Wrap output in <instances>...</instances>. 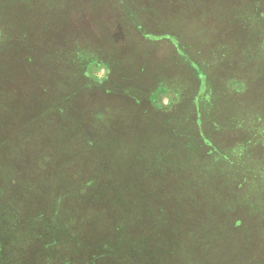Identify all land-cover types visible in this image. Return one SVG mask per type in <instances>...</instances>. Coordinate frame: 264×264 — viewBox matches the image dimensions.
I'll return each instance as SVG.
<instances>
[{
	"label": "rangeland",
	"instance_id": "374dc122",
	"mask_svg": "<svg viewBox=\"0 0 264 264\" xmlns=\"http://www.w3.org/2000/svg\"><path fill=\"white\" fill-rule=\"evenodd\" d=\"M100 1L98 22L84 19L83 16V22H79L71 15L66 20L70 23L58 25L60 27L53 31L52 39H64L66 49L72 44L80 47L90 46L87 44L90 42L96 44L101 56H109L108 72L103 66L95 67L92 62H83L82 67L100 80L99 86L91 92V98L81 97L83 93H80V99L68 106V113H48L42 119H37L36 113L44 99L62 91L60 86L55 89L52 86L53 81L57 80L54 75L60 77V71L48 67L49 63L42 66L35 60L38 53L49 54L45 48L49 43L46 36L50 31L47 28L52 20H61V17L55 18L58 9L54 1L0 0V141L5 139V145L0 144V200L3 205L6 204L0 208V213L13 218H6L8 222L0 223L1 237H4L0 244V264H61L63 262L59 256H70V245H73L78 257L85 256L83 260L86 258L85 252H89L87 255H99L100 261L94 264H143L148 238L145 237L146 232L144 239L137 240V231L135 240L128 242L121 230L116 229L124 213L111 200L123 194L124 186L130 182L132 188L137 186L136 182H140L138 187L143 192L130 194V201L137 202L130 203L128 211L132 206H139L135 209L137 214L164 212L166 215L169 212L159 207L160 200L168 197V193L165 194L161 188L165 180L163 175L168 174L173 179L184 176L189 182L190 168L193 169L196 163L202 164L200 156L196 158V152H190L189 136L193 138L192 134L199 129L203 133L216 131L224 135L226 141L221 146L229 145L227 149L230 152L241 148L232 143L234 138L242 139L247 146L259 144L255 133L259 131L254 124L246 129L252 133L249 136L242 133V128L215 129L214 125L206 123L207 118L203 114L208 112L207 105L200 106L202 113L199 121L196 117L197 105L190 100L198 93L200 81L189 61L179 56L180 51L170 41L172 38L160 36L151 40L146 36L147 32L154 35L164 33L166 25H144V20L139 19L145 30L136 31V17L129 18L120 4H114L112 0ZM190 1L189 5L196 7L197 13L204 11L211 16L210 10H220L214 3ZM78 2L64 0L66 8L77 7ZM218 2L222 3V0ZM185 6L190 12L189 6ZM204 23H209L208 19H204ZM253 29L254 35L260 31L258 26ZM249 32L252 33L251 30ZM199 38L200 49L204 52L211 44V33L194 36L193 40ZM40 40L42 42L38 45ZM196 53L193 52L198 56ZM188 54L191 57L192 51ZM88 55L86 52L84 56L93 58ZM262 60L264 62V58ZM47 73L50 75L47 76ZM133 79L135 87L131 83ZM43 83L49 84V91L41 89ZM159 88H166V91L158 93ZM257 88V91L262 89L260 85ZM228 90L224 86L216 92L221 95ZM209 92L211 94L212 90H208L207 94ZM34 93L36 95L32 97ZM250 95L247 93V96ZM89 101L94 104L93 112L88 111L89 106H86ZM4 105L8 106L7 110ZM80 112L85 113L86 123L83 116L78 122L84 123L82 128L87 138L81 134H70V119L80 116ZM196 120L197 123L201 122L200 126L194 124ZM10 132L11 135L6 137ZM95 135V146L88 145V138L93 139ZM59 146L63 152H58ZM252 148L256 151L258 147H251L250 150ZM92 165L99 166L96 172L99 171L100 175L97 174L101 179L114 181V189L105 200L108 213L101 208L98 210L92 198H85L91 204L87 203L85 208L79 209L80 199L75 194L71 197L64 195L65 186L76 177L71 175L75 174L74 170L78 168L79 175H88L87 171L93 169ZM153 167L157 171L155 178L151 171ZM147 170L153 179L149 185L145 181L147 177L143 176L147 175ZM3 192L5 198L2 197ZM145 193L151 198L149 207L144 205ZM45 207L48 209L44 216L36 222L28 220L29 214L36 215L38 209ZM174 207L170 209L171 212L179 215L180 210ZM253 214L248 213L250 223L247 219V230L259 228H252ZM8 224L15 226L12 228ZM156 226L150 224V228ZM6 230L12 231V234H6ZM35 230L45 232L47 242H54L52 246L32 236ZM12 236L13 241L8 242ZM72 238H79L81 243L76 245ZM254 242L263 249L264 241L255 239ZM156 246L153 244L151 249L156 251ZM108 248L110 251L107 255L102 253L103 249ZM152 250L150 254L154 256ZM85 261L92 264L93 259Z\"/></svg>",
	"mask_w": 264,
	"mask_h": 264
},
{
	"label": "trees",
	"instance_id": "16d2710c",
	"mask_svg": "<svg viewBox=\"0 0 264 264\" xmlns=\"http://www.w3.org/2000/svg\"><path fill=\"white\" fill-rule=\"evenodd\" d=\"M51 1H54L58 9L55 12V18L61 17V20H52L49 24L50 27L47 28L50 33L46 36L49 38V43L45 45V48L49 54L48 52L38 53L35 60L37 59V63L42 66L49 63L48 67L52 69L55 67L60 71V77L54 75L57 78L56 81L49 80L54 82L52 84L54 89L60 86L62 91L54 93L51 98L44 99L43 104L41 103L42 107L36 113L37 119H42L43 115L47 116L48 113H68V106L80 99V93H83L81 97L91 98V92L99 86L100 80L82 67L83 62H92L95 67L103 66L107 72L110 67L109 56H101L96 44L90 42L87 43L90 46L86 47L72 44L66 49L64 39H52L54 30L63 24L70 23L66 20L71 15L79 22H83L82 16L84 19L89 18L92 22H98V14L101 9L98 4L100 5L101 1L79 0V6L73 8H66L64 0H47V2ZM191 1L195 2V0ZM196 1L214 3L220 7L221 11L210 10L211 16L204 11L197 13L196 7L189 5L188 0H112L114 4H120L129 18L135 19L136 17L138 19L136 31L145 30L139 19L144 20V25L148 23L147 25L155 24L158 27L160 25L167 26L166 31L162 34L154 35L147 32L146 36L151 40L160 36L172 38L170 41L177 46L180 51L178 52L179 56L185 57L189 61L192 71L197 74L196 78L200 81L198 93L190 100L197 105L196 117L199 121L202 113L200 106L207 105L208 112L203 114L204 118H207L206 123L214 125L215 129L242 128L240 129L242 133L249 136L252 133L246 129L254 124L256 130L259 131V133L255 131L258 135L256 141H259V144L247 146L242 139L234 138L232 143L241 148L230 152L227 149L229 145L221 146V143L226 141L223 134L213 130H209L210 133H203L200 129L193 134L191 132L194 137L189 136L190 152L195 151V157L197 158L199 155L202 164L196 163L193 169L190 168L189 182L184 176L173 179L168 174L163 175L165 180L161 184V188L165 194L168 193V197L160 200L159 207L165 208L170 216H168L169 214L165 215L164 212L137 214L135 209L139 206H132L133 208L128 211L129 204L137 202L130 201L132 198H129L130 194L143 193L138 187L140 182H136L137 186L134 185L132 188H130L129 182L126 187L124 186L123 194H120L119 198L111 200L112 203H116V208L120 207L119 211L124 213L121 223L116 225V229L117 231L121 230L128 242L135 240L134 234L137 231V240L144 239L143 235L146 232L145 237L148 238L143 264H264V246L262 249L254 242L255 239L264 241V89L257 91V86L264 81V62L262 60L264 58V0H227L228 3L224 0L222 3H219L218 0ZM185 5L189 6L190 12ZM204 19H208L209 23H204ZM254 26H258L260 29L255 35L253 33ZM207 32L211 33V44L202 52L200 49L201 38L193 39L194 36ZM63 33L65 35L64 29ZM70 33L73 34L72 31ZM28 36L30 38V35ZM42 40L37 42L38 45ZM190 51H192L191 57L188 54ZM194 51L198 56L193 54ZM86 52L89 53V57L93 58H86L84 56ZM55 59L57 61L54 62ZM59 71L57 72L59 73ZM210 74L212 75L210 76ZM49 75L50 73H47V76ZM131 83L134 87L136 86L134 79ZM224 86L229 89L228 92L221 95L216 92ZM49 88V84L41 85V89L49 91ZM159 89L161 90L159 92L157 90L158 93L166 91V88ZM208 90H212L211 94L210 92L207 94ZM247 93L251 95L247 96ZM34 95L36 94L34 93L32 97ZM87 105L89 106L88 111L95 110L94 104L90 101ZM4 106H6L4 109L7 110L8 106ZM80 117L86 123L85 113L80 112V116L70 119L72 122L70 134L76 136L81 134L87 138L86 131L82 128L84 123L78 122ZM194 124L200 126L201 122L197 123L196 120ZM76 128L77 132L75 133ZM91 130L92 128L89 131ZM11 133L5 136L9 137ZM96 137V135L93 139L89 137L88 145L94 147ZM4 142L5 139L0 141L1 146L5 145ZM251 147L258 148L255 151L253 148L250 150ZM61 151L63 152L59 146L58 152ZM92 167L93 169L89 168L88 171L83 168L88 172V175H79V169L76 168L75 174H71L72 177H76L65 186L64 195L71 197L72 194H75V197L80 199L78 200L80 206H77L79 209L85 208L87 203L91 204V202L85 201V198H92V202L96 203L98 210L101 208L108 213L105 200L114 189V181L101 179L98 176V174L100 175L99 171L96 172V168L99 166L92 165ZM148 170L147 175L143 176L147 177L145 181L149 185L153 179ZM151 171L155 178L157 173L155 167ZM141 188L143 189V186ZM1 193L0 191V195ZM2 197L5 198L4 192ZM143 201L147 207L152 204L147 193H145ZM1 202L2 200H0V208L6 205ZM174 206L180 210L179 215L171 212L170 209ZM47 209V207L38 209L36 215L29 214L28 220L36 222L45 215ZM248 213L255 215L251 216L252 228L255 226L259 228L254 231L246 228L247 219L250 223ZM9 214L12 215V213ZM6 218L13 220L12 216L0 213V223L8 222ZM170 223L174 226H171ZM150 224L156 227L150 228ZM8 226L13 228L15 225L8 224ZM6 232V234H12V231L6 230ZM44 233L35 230L32 236L44 241L45 245L48 243L49 246H52L54 242H47ZM8 239V242H11L14 237ZM2 241H4V237H1L0 233V244ZM71 241L76 245L81 243L79 238H72ZM153 244L157 245L156 251L151 249ZM151 250L154 256H151ZM69 251L70 256H59L63 262L61 264H89L88 261H85L88 258L93 259L92 264L100 261L99 255L97 256L96 253L87 255L89 252H85L86 258L83 260L85 256L78 257L73 245H70ZM109 251V248L103 249L102 253L107 255ZM212 256L217 259L211 258Z\"/></svg>",
	"mask_w": 264,
	"mask_h": 264
},
{
	"label": "crops",
	"instance_id": "0c3cea01",
	"mask_svg": "<svg viewBox=\"0 0 264 264\" xmlns=\"http://www.w3.org/2000/svg\"><path fill=\"white\" fill-rule=\"evenodd\" d=\"M260 66V65H259ZM261 67V66H260ZM260 88H262V90L264 89V81L262 84H260Z\"/></svg>",
	"mask_w": 264,
	"mask_h": 264
}]
</instances>
